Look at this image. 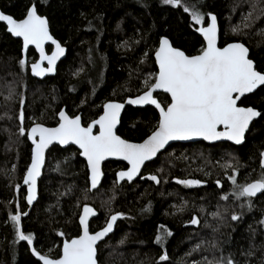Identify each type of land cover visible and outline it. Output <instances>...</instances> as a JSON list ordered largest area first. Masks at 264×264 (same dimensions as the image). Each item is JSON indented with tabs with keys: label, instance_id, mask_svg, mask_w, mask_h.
Masks as SVG:
<instances>
[{
	"label": "trees",
	"instance_id": "obj_1",
	"mask_svg": "<svg viewBox=\"0 0 264 264\" xmlns=\"http://www.w3.org/2000/svg\"><path fill=\"white\" fill-rule=\"evenodd\" d=\"M33 3L38 14L48 19L50 33L66 48V56L55 76L37 80L28 69L37 58L35 52H27V63L21 69V43L0 24V264H40L26 242L13 243L8 218L15 211V201L28 213L22 216L21 230L31 233L33 247L50 258L59 257L65 239L79 235L78 217L87 204L98 213L89 223L91 232L101 229L112 214H123L114 232L98 245V264H207L214 257L229 254L237 264L246 260L247 264H259L264 255V226L258 224L264 217V193L252 198L251 210L241 208L243 198L231 196L229 176L235 171L237 183L245 184L261 175L264 86L239 104L262 113L250 126L243 145H172L145 165L131 184L118 185L115 175L126 166L108 162L102 168V183L94 192L90 191L87 167L79 152L71 146H53L37 183V200L31 208L26 206L22 179L30 162L31 145L26 135L18 133L21 96L25 99L26 129L33 122L56 126L60 110L70 117L80 116L82 125L87 126L102 113L104 103L124 102L143 93L144 80L157 72L154 52L160 37H168L187 55L198 54L202 44L195 30L199 25L191 24L183 8L162 5L160 0H0V10L21 19ZM199 7L203 13L217 17L220 47L244 43L249 58L264 73V17L239 35L231 31L242 25L243 16L250 10L249 0H203ZM205 20L204 25L207 16ZM10 87L16 96L6 102L4 96ZM155 96L162 105L169 101L164 94ZM6 112L11 119L4 115ZM157 121L158 114L152 108L126 107L117 135L139 143L154 130ZM149 175H156L160 182L146 179ZM174 179H196L202 184L186 187L175 184ZM17 184L19 192L15 191ZM224 195L229 198L221 199ZM181 205L183 210L178 211ZM217 211L222 222L211 216ZM233 213L240 216L238 221L231 220ZM193 216L199 219V225L190 223ZM161 225L172 233L163 247L154 242ZM217 225L219 231L213 232ZM213 239L217 249L207 243ZM198 244L200 248L193 251ZM250 245L256 246L255 255L245 257L242 252ZM164 253L168 260L159 261Z\"/></svg>",
	"mask_w": 264,
	"mask_h": 264
},
{
	"label": "snow or ice",
	"instance_id": "obj_2",
	"mask_svg": "<svg viewBox=\"0 0 264 264\" xmlns=\"http://www.w3.org/2000/svg\"><path fill=\"white\" fill-rule=\"evenodd\" d=\"M160 2L162 5L174 8L182 7L183 12L190 16L191 24L200 26L195 30L202 36L203 41L198 54L187 55L183 50L173 46L168 37H160L154 52L158 72L155 75L149 74L144 80L145 90L142 94L126 101L130 105H152L159 112L156 127L142 142H129L114 131L119 122L121 110L125 107L124 103L116 101L104 103L102 105L103 113L86 127L82 126L80 116L69 117L64 110H60L56 127H45L41 123L33 122V125L26 129L23 111L25 99L23 96L19 99L18 133L20 136L26 135L32 143L31 163L23 176V184L27 188V195L24 199L29 206L36 199L37 177L40 176L41 167L45 161V150L53 142L61 146L68 144L78 146L79 154L87 161L91 188L95 189L101 176V162L108 157H116L127 162V170L117 173V182L125 178L131 182L140 174L145 162L152 161L157 157V154L165 149L170 141H187L199 138L208 142L227 140L241 145L252 121L262 115L253 107H244L238 104V101L247 93H252L260 86H264V73L258 71L254 66V61L249 58V48L242 42L228 43L224 47L218 46L217 17L200 10L199 6L203 0H193L191 4L187 0H160ZM249 9L248 14L243 16L242 25L232 27L231 31L234 35L241 34L242 29L251 27L256 20L264 17V0H249ZM81 15L84 14L81 13ZM206 16L207 26H204ZM0 22L6 25V31L12 37L22 40L23 50L26 51L30 46H33L39 54V59L31 64L33 76L42 77L47 73L54 72L56 61L64 55L65 48L50 34L49 21L45 16L38 14L36 4H30L21 19L0 12ZM91 27V21H89L88 28L91 29ZM48 42L55 46L51 55L46 54L45 51V45ZM125 46H127V42H125ZM45 61L47 67H43ZM18 63L23 69L27 61L22 58ZM157 90H161L170 97V101L166 105H162L154 96ZM15 96L14 89L10 87L4 99L6 102H12ZM84 102L82 101V104ZM4 115L8 116V113L6 112ZM8 118L11 119V116ZM97 126L99 131L94 133L93 129ZM260 156L262 172L255 181L238 184L235 171L229 176L233 185L231 196L236 200L243 198L241 208L247 206L251 210L253 207L252 198L256 197L258 193H264V152H261ZM226 167H231V165H226ZM146 179L155 183L160 182L156 175H149ZM176 183L186 187L202 184L200 180L196 179H178ZM216 184L217 187L221 186L219 180L216 181ZM15 190L19 192L20 185L17 184ZM228 198V195L221 197L224 200ZM182 210L183 205L178 211ZM27 215L28 213L22 211L19 203H17L15 213L9 214L8 219L15 237L13 243L26 242L32 255L37 257L42 264H98V242L113 231L114 223L118 217L123 216L122 213L112 214L110 219L106 220V226L93 234L89 231V217L95 216L96 212L85 204L79 214V235L76 238L63 241L59 258H50L42 255L33 247L34 236L31 233L25 234L21 230L22 216ZM211 216L223 221L219 211L211 213ZM239 219L240 216L232 214V221ZM190 223L199 225L200 221L193 216ZM258 224L264 226V217L258 221ZM219 227L220 225L213 227L212 231H219ZM252 231L253 237H255V230ZM58 235L63 237L64 233L60 232ZM171 235V231L161 225L154 242L163 247L164 241ZM207 243L211 249L218 248L214 239ZM199 248L198 244L193 251ZM255 251L256 246L250 245L247 251L242 252V255L253 257ZM166 260H168L166 253L160 255L159 261ZM207 264H237V262L229 254L227 257L223 255L218 258L214 257L213 260L207 261ZM245 264H247V260ZM259 264H264V255L261 256Z\"/></svg>",
	"mask_w": 264,
	"mask_h": 264
},
{
	"label": "water",
	"instance_id": "obj_3",
	"mask_svg": "<svg viewBox=\"0 0 264 264\" xmlns=\"http://www.w3.org/2000/svg\"><path fill=\"white\" fill-rule=\"evenodd\" d=\"M0 12H2V11L0 10ZM4 14H5V13H4ZM0 24H2V25L5 27V30H6V25H5L3 22H0ZM217 25H218V22H217ZM204 26H207V24L204 25ZM199 27H200V26H199ZM49 31H50V29H49ZM6 33L9 34L7 31H6ZM196 33L200 36L199 32L196 31ZM50 34H51V33H50ZM9 35H10V34H9ZM10 36H11V35H10ZM11 37H12V36H11ZM200 37H201V39H202V41H203L202 36H200ZM12 38L15 39V40L20 41V43H21V54H22V58L26 59L27 52H28L29 50H33V51L35 52V54H36V57H37L36 60H35L34 62H36V61L39 59V54L36 52V50H35V48H34L33 46H30L29 49L25 51V50H23V47H22V40H21L20 38H18V37H12ZM53 38H54V37H53ZM55 40H56V39H55ZM56 41H57V40H56ZM57 42L60 43L59 41H57ZM217 44H218V46L220 47V45H219V27H218V41H217ZM226 45H227V44H226ZM226 45H224V46H226ZM61 46H62V45H61ZM224 46H223V47H224ZM62 47H63V46H62ZM64 48H65V47H64ZM47 49H49V51H47ZM54 50H55V46L52 45L51 42L46 43V45H45V51H46V54L51 55L52 52H53ZM65 56H66V48H65V53H64V55L61 56V57H59V58L57 59V61H56V66H55V69H54V72H53V73H47V74L43 75L42 77H36V76H33L32 73H31V64H32V63L29 64L28 69H29V73H30V75H31L33 78L37 79V80H42V79H45V78H48V77H53V76H55V74H56V70H57V66H58V64H59V63L65 58ZM34 62H33V63H34ZM154 62H155V56H154ZM155 66H156V70H157V72H158V66H157L156 64H155ZM254 66H255V64H254ZM43 67H47V62H46V61L44 62ZM260 87H261V86H260ZM260 87H259V88H260ZM257 89H258V88H257ZM257 89H256L254 92H256ZM254 92H252V93H247L244 97H247V96L253 94ZM141 94H142V93H141ZM156 94H164V95L167 96V94L163 93L161 90H157V91L154 93V96H155ZM136 97H137V96L132 97V98L134 99V98H136ZM155 97H156V96H155ZM167 97H168V96H167ZM244 97H242V98H244ZM168 98H169V101H170V97H168ZM242 98H241V99H242ZM128 99H129V98H128ZM128 99H126L124 102H120V103H124V104H125V107L121 110L120 117H119V122H118L116 128L114 129V131L116 132V134H117V130H118L119 125H120V119H121L122 113H123V111L125 110L126 107L137 108V109H144V108H148V107H149V108L154 109V110L157 112V114H158V118H159V112H158L157 109H155L154 106H152V105H142V106H141V105H130V104H127V103H126V101H127ZM116 102H117V101H116ZM238 103H239V101H238ZM102 113H103V107H102ZM102 113H101V114H102ZM69 117H70V116H69ZM98 118H99V117H98ZM98 118H97V119H98ZM58 119H59V117H58V115H57V120H58ZM257 119H258V117L255 118V119L252 121V123H253L254 121H256ZM252 123L250 124V126L252 125ZM56 126H57V125H56ZM56 126H54V127H56ZM82 126H83V125H82ZM250 126H249V128H250ZM45 127H46V126H45ZM85 127H86V126H85ZM221 130H222V129H221ZM93 131H94V133H97V132L99 131L98 126H97L96 128H94ZM248 131H249V130H248ZM248 131H247V132H248ZM247 132L245 133V136H246ZM26 137H27V136H26ZM27 140H28V139H27ZM28 142L30 143L31 148H32V143H31V141L28 140ZM129 142H130V141H129ZM141 142H142V141H141ZM244 142H245V140H244ZM244 142H243L241 145H243ZM133 143H134V142H133ZM139 143H140V142H139ZM195 143H204V144H206V145H210V146H212V145H218V144H230V145L235 146V147H239V146H241V145H236V144L232 143L231 141H227V140H218V141H214V142H208V141H204L203 139H199V138L192 139V140H187V141H170L169 144L165 146V149H162L161 152L157 154V157H158L160 154H162L167 148H169V147L172 146V145H175V144H195ZM53 146H58V147H60V148H67V147H70V146H71V147H74L78 152H80L78 146H76V145H74V144H68V145L61 146V145H59V144L53 142V144L49 145V147L45 150V158H46V154H47L48 150H49L50 148H52ZM263 152H264V151H263ZM157 157H155L152 161H147V162H145V165H147V164H149V163L155 161ZM80 158L85 162L86 167H87V161L84 159V157L80 155ZM260 159H261V158H260ZM108 162H115V163H121V164H124V165L126 166V169H124V170H120V171H126V170H127L128 165H127V162H126V161L121 160V159L116 158V157H108V158H106L105 160H103V161L101 162V165H100L101 176H100V180H99V183H98V185H97V188H95V189H92V188H91L90 173H89V171H88V169H87V172H88V182H89V188H90V191L94 192V191H97V190L99 189V187H100V185H101V183H102V180H103V172H102V168H103V165H104L105 163H108ZM30 163H31V158H30ZM30 163H29V165H30ZM44 164H45V161H44ZM44 164H43L42 167H41V174H42V171H43V168H44ZM29 165H28V166H29ZM145 165L142 166L140 174L137 175V176H136L131 182H129L126 178H125L124 180H121V181L117 182V173L120 172V171H118V172L116 173V175H115V179H116L117 184H118V185H121V184H123V183L131 184V183L135 182V181L140 177V175H141V173H142L143 168L145 167ZM25 173H26V172H25ZM41 174H40L39 177H37V183H38V180H39L40 177H41ZM22 186L26 188V186L23 184V182H22ZM260 194H261V193H258L256 197H258ZM26 195H27V188H26ZM256 197H254V198H256ZM36 200H37V187H36V199L33 201V204H32L31 206H29V205L27 204V201H26V200H25V202H26L27 206L32 207V206L35 204ZM88 206H90V205H88ZM90 207H92V206H90ZM92 208H93V207H92ZM93 209H94V208H93ZM82 210H83V207L81 208L80 213L82 212ZM94 211L96 212V215H95V216H90V217H89V222H90L91 220H93V219H96L97 216H98L97 211H96L95 209H94ZM108 219H110V217H109ZM120 219H121V217H118V219H117L116 222L114 223L113 231H112L111 233H109L108 236H106L102 241L98 242V245H99L100 243H102L106 238H108V237L114 232L115 227H116V225H117V222H118ZM78 225H79V218H78ZM105 226H106V224H105L101 229H103ZM101 229H99V230H97V231H100ZM89 231H90V230H89ZM97 231H95V232H97ZM95 232H90V233H93V234H94ZM75 238H76V237H75ZM62 245H63V243H62ZM62 245H61L60 251H61V249H62ZM58 258H59V257H58ZM40 263L42 264L41 261H40Z\"/></svg>",
	"mask_w": 264,
	"mask_h": 264
},
{
	"label": "flooded vegetation",
	"instance_id": "obj_4",
	"mask_svg": "<svg viewBox=\"0 0 264 264\" xmlns=\"http://www.w3.org/2000/svg\"><path fill=\"white\" fill-rule=\"evenodd\" d=\"M244 98H245V97H244ZM244 98H242V99H244ZM242 99L239 101L238 104H240V102L242 101ZM240 106H241V105H240ZM256 110H257V109H256ZM258 118H259V117H258ZM180 145H182V144H180ZM228 145H230V144H228ZM30 158H31V157H30ZM29 163H30V162H29ZM26 170H27V169H26ZM176 181H177V180L174 179L172 182H175V184L179 185L178 183H176ZM22 182H23V179H22ZM24 188H25V187H24ZM25 196H26V188H25ZM25 204H26V202H25ZM26 206H27V204H26ZM27 207H28V208H31V207H29V206H27ZM80 211H81V210H80ZM78 218H79V217H78ZM93 220H94V219H93ZM91 221H92V220H91ZM91 221H90V222H91ZM77 222H78V221H77ZM90 222H89V223H90ZM78 226H79V225H78ZM89 230H90V229H89ZM90 232H91V231H90ZM62 243H63V242H62ZM61 245H62V244H61ZM60 248H61V246H60ZM40 264H41V263H40Z\"/></svg>",
	"mask_w": 264,
	"mask_h": 264
},
{
	"label": "rangeland",
	"instance_id": "obj_5",
	"mask_svg": "<svg viewBox=\"0 0 264 264\" xmlns=\"http://www.w3.org/2000/svg\"><path fill=\"white\" fill-rule=\"evenodd\" d=\"M16 191V190H15ZM14 208H15V211H16V208H17V202L15 201V206H14ZM15 211H14V213H15ZM13 213V214H14Z\"/></svg>",
	"mask_w": 264,
	"mask_h": 264
},
{
	"label": "bare ground",
	"instance_id": "obj_6",
	"mask_svg": "<svg viewBox=\"0 0 264 264\" xmlns=\"http://www.w3.org/2000/svg\"><path fill=\"white\" fill-rule=\"evenodd\" d=\"M106 224V223H105Z\"/></svg>",
	"mask_w": 264,
	"mask_h": 264
}]
</instances>
